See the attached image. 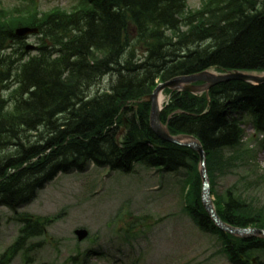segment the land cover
<instances>
[{"label": "trees", "instance_id": "1", "mask_svg": "<svg viewBox=\"0 0 264 264\" xmlns=\"http://www.w3.org/2000/svg\"><path fill=\"white\" fill-rule=\"evenodd\" d=\"M77 0L70 10L40 11L35 0L13 9L0 0V206L14 212L31 202L59 172L83 171L89 162L131 173L135 166L185 173L184 211L204 232L218 234L231 264H263L264 240L219 232L202 202L200 157L162 141L150 126L157 86L208 70L264 73V0ZM19 27L39 29L38 53L28 56ZM110 78L106 91L93 88ZM2 91H8L7 96ZM161 121L173 136L197 138L206 153L212 192L241 153L242 109L264 135V84L217 85L208 94L166 91ZM10 104V105H9ZM123 126L125 134L118 138ZM236 150H234V153ZM226 223L264 229V207L228 190L217 195ZM25 224L2 258L26 254L49 218L17 215Z\"/></svg>", "mask_w": 264, "mask_h": 264}, {"label": "rangeland", "instance_id": "2", "mask_svg": "<svg viewBox=\"0 0 264 264\" xmlns=\"http://www.w3.org/2000/svg\"><path fill=\"white\" fill-rule=\"evenodd\" d=\"M76 1L38 0V6L43 12L55 7L70 10ZM200 1L189 0L190 8H198ZM27 3V0H3L9 8ZM38 38L30 37L26 43L39 46ZM37 53L34 51L28 56ZM102 82L93 88V93L109 89L111 79ZM7 92L2 91L6 98ZM232 116L241 118L242 112ZM243 119L246 145L241 149L251 148L256 159L237 162L227 170L218 178L215 193L233 189L236 194L253 199L261 208L264 207V178L258 176L264 175L263 141L255 133L253 118L244 115ZM224 154L227 156L226 150ZM183 178L182 173L161 174L142 167H137L131 175L120 171L109 173L93 165L83 173L59 176L39 192L36 200L19 210L39 217L61 215L49 228L45 243L33 255L32 264H230L218 252L220 245L216 237L201 232L183 213ZM132 226L130 233H143L125 241V230ZM78 228L87 229L99 239L86 240L77 246L74 231ZM19 229L13 213L0 207V254L15 241ZM41 241L42 238L33 240L34 243ZM78 252L90 253L86 262L82 256L72 260ZM12 264L25 263L18 256Z\"/></svg>", "mask_w": 264, "mask_h": 264}, {"label": "water", "instance_id": "3", "mask_svg": "<svg viewBox=\"0 0 264 264\" xmlns=\"http://www.w3.org/2000/svg\"><path fill=\"white\" fill-rule=\"evenodd\" d=\"M37 32L38 30H31L27 28L17 30V34L19 36H25ZM236 81L250 83V84L252 83L262 84L264 83V76L263 77L255 76L240 72L223 74V75L213 74L210 72H203L201 74H197L193 76L179 77L169 82H166L165 84L160 85L152 95L148 96L145 99V102H148L152 105L151 118H150L151 128L161 140L179 146L192 148L200 155L201 166H202V178H203L202 201L205 209L211 216L212 220L225 232H229L241 237L264 238V231L262 230L234 229L225 225V223L218 216L214 207L213 199L211 196L210 183L208 181L207 170H206V156L201 143L193 137H187V136H182L177 138L172 137L169 134L167 128L164 127L160 121L159 97L164 90L170 89L172 91H183V92L196 94L201 92H208L212 87L220 84L236 82ZM195 83H203V85L195 86L194 85Z\"/></svg>", "mask_w": 264, "mask_h": 264}]
</instances>
